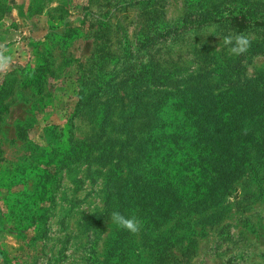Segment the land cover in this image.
Here are the masks:
<instances>
[{"label":"rangeland","instance_id":"1","mask_svg":"<svg viewBox=\"0 0 264 264\" xmlns=\"http://www.w3.org/2000/svg\"><path fill=\"white\" fill-rule=\"evenodd\" d=\"M25 31L0 73V264H264V0H0V44ZM241 33L234 56L223 37ZM201 91L242 131L252 118L253 171L214 224L118 229L127 118L200 108Z\"/></svg>","mask_w":264,"mask_h":264},{"label":"trees","instance_id":"2","mask_svg":"<svg viewBox=\"0 0 264 264\" xmlns=\"http://www.w3.org/2000/svg\"><path fill=\"white\" fill-rule=\"evenodd\" d=\"M226 18L240 28L253 22L243 13ZM202 92L206 101L200 108L192 105L182 114L147 111L140 128L127 118L131 155L125 162L131 177L118 186L126 187V210L146 227L218 222L238 176L253 171L258 148L252 118L246 133L241 117L213 109L214 102L228 106ZM114 166L121 171L123 163L117 160ZM118 171L112 172L115 184Z\"/></svg>","mask_w":264,"mask_h":264},{"label":"clouds","instance_id":"3","mask_svg":"<svg viewBox=\"0 0 264 264\" xmlns=\"http://www.w3.org/2000/svg\"><path fill=\"white\" fill-rule=\"evenodd\" d=\"M223 44L229 46L228 50L232 55L240 56L249 49L250 38L242 33L235 36L227 35L223 37ZM9 51L4 44H0V73L7 71L12 62V56L8 54ZM111 223L118 229L126 230L133 235L138 234L142 227L141 221L134 214L126 216L119 210L111 212Z\"/></svg>","mask_w":264,"mask_h":264},{"label":"crops","instance_id":"4","mask_svg":"<svg viewBox=\"0 0 264 264\" xmlns=\"http://www.w3.org/2000/svg\"><path fill=\"white\" fill-rule=\"evenodd\" d=\"M32 37L30 31H27V33L25 31L13 45L7 47L10 50L8 54L12 56V59H22L24 57V53L27 52V45L25 43L29 42Z\"/></svg>","mask_w":264,"mask_h":264}]
</instances>
